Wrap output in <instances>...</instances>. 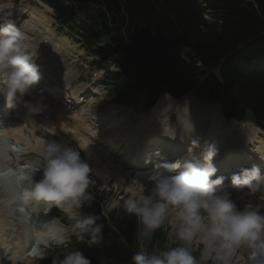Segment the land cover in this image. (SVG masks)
I'll list each match as a JSON object with an SVG mask.
<instances>
[{"label":"clouds","instance_id":"clouds-1","mask_svg":"<svg viewBox=\"0 0 264 264\" xmlns=\"http://www.w3.org/2000/svg\"><path fill=\"white\" fill-rule=\"evenodd\" d=\"M0 8V97L8 107L40 113L46 104L37 93L41 80L38 49L15 25L9 8L3 4ZM178 103V97L164 92L149 115L158 123L162 137L187 139L189 155L199 149L200 158L157 163L122 177V194L109 205L122 207L136 218L141 243L158 230L166 233L163 247L140 248L131 256V264H232V255L239 250H244L247 264H264V173L254 164L233 173L225 186V177L217 176L213 163L218 155L215 143L202 142L195 135L188 108H178ZM38 153L42 163L38 169H29L25 197L62 209L71 221L72 234L89 247L99 245L103 239L99 218L81 215L91 200L90 157L72 143L56 140L42 139ZM154 155L161 154L156 151ZM145 162L150 163L151 157ZM37 170L41 175L35 180ZM121 241L126 243V238L122 236ZM52 264H91V260L75 250L54 258Z\"/></svg>","mask_w":264,"mask_h":264},{"label":"trees","instance_id":"trees-1","mask_svg":"<svg viewBox=\"0 0 264 264\" xmlns=\"http://www.w3.org/2000/svg\"><path fill=\"white\" fill-rule=\"evenodd\" d=\"M43 1L60 23L73 24L88 54L117 62L121 71L112 78L106 73V81L120 101H147L160 90L222 95L229 117L264 126V0ZM132 73L136 85L126 91ZM93 194L96 201L85 205L103 225V239L84 245V254L91 264H131L133 220L111 216L107 222L98 205L102 196Z\"/></svg>","mask_w":264,"mask_h":264},{"label":"bare ground","instance_id":"bare-ground-1","mask_svg":"<svg viewBox=\"0 0 264 264\" xmlns=\"http://www.w3.org/2000/svg\"><path fill=\"white\" fill-rule=\"evenodd\" d=\"M4 6L9 8L15 25L18 28L21 27L25 34V39H27L30 43L41 40V46L37 47L38 57L36 59L41 74V80L37 86V93L45 97L46 107L40 113H29L23 107H8L5 104L3 97H0V140L7 139L9 136L19 137L24 139V141H27L29 144L28 150H35L38 152L40 141L42 139H46L36 136L34 134V131L36 130L33 128L35 125L43 122L46 125H49V128L62 127L64 134L67 135V137H71L72 140H74L85 151V153L90 156L92 161L97 162L109 157L110 160L115 159L116 162L120 163L122 171L125 173L132 172V174H135L136 171L145 170V163L140 162L141 164L139 166H135L131 163V161L136 159V161L139 162L141 151L149 145L150 140L160 143V145L164 146L165 150L172 151L178 149L183 151L184 149V151H187L189 146L187 139H185L184 142H181L179 139L173 141L162 137L158 123L152 119L150 115L146 116L143 114L139 116L137 126L131 128L129 111L127 108L122 106L118 108H106L101 113L98 112L94 119H96L99 123L100 121L104 124L107 123L106 125H108V129L106 128L102 131H93L92 129L94 128L87 123L88 119L86 120V116H83L88 113V110L85 109L86 111L84 112L83 108H81L78 111L74 110V112H71V107L69 106L71 105L77 107L82 103H88V101H91L94 98V95L100 94H97L96 91H86L84 87L73 88L70 92L67 91L66 86L69 85L71 73L69 74L68 72L69 75L64 73L67 69H64L60 61H56L57 56L60 55V51L56 50L60 46L54 44V42L57 43V41L59 44L61 39H53V33L48 30V22L46 19V22L43 20L44 16L42 17L39 15L36 9L32 7L28 9L26 6L17 7L13 6L12 3H7ZM2 10L3 9L0 8V11ZM25 16H27V20H23ZM44 33L50 37L49 42L47 43L43 42V39H45L43 36ZM33 46L36 47L34 44ZM53 61H56V63ZM80 89H83V91L80 92ZM48 91H53L57 94L53 96L49 94ZM87 92L88 96L86 94ZM62 94L64 96H62ZM59 96L64 98L63 102H61V98H58ZM57 98L61 101L57 100ZM190 98L192 97L186 96L180 99L177 107L188 108L189 113L192 114L191 119L195 123V135L201 137L202 142L210 141L215 143L218 149V155L214 159L213 163L216 167L226 168L231 165L230 163L238 164L239 161H243V159H249L248 154H253L254 158L264 163V160L261 159L264 157V139L259 137L256 133H246L240 137L230 136L229 139L231 145L228 144L224 136L221 137L220 135V139L216 140L215 132L203 134L202 125L200 123H196V110H201L204 113L209 111L212 112L214 123L217 125L219 131H221L223 126H219L217 123L219 118L221 119L222 117H219V114L217 113L218 111L214 108L211 109L210 105V108L207 106H199L197 102ZM55 99L58 101V105L53 101ZM189 101H192L197 105L194 106L195 110L190 106ZM63 105H68L67 109H65ZM88 107L91 106L89 105ZM13 116L16 117L14 118L15 120H13ZM45 116L48 117L47 121L43 118ZM114 119L115 121H112ZM106 120L110 121V124H108ZM29 123L32 125L30 130L27 129V124ZM131 125H133V123ZM229 128L233 129V126L225 124V130L223 131H226ZM248 130L255 131L253 127L248 128ZM25 131L29 132L30 135H28ZM209 131H211V128ZM9 151L14 152L15 150L14 148H11ZM195 153L198 154V157H200L199 149H197ZM255 165H258V163L256 162ZM113 172L118 173L116 169H113ZM121 178L122 177L118 179V183L120 185ZM14 190L15 188L10 193L6 192V196H11ZM17 192H21L20 187L17 189ZM3 208L6 207L3 206ZM8 223L9 222H7L5 218L3 219L0 216V245H4L5 243L3 232L6 229V226L11 227L12 222H10V224ZM52 238V236L48 235L44 237L43 240H45V242H49ZM16 244L17 249H14L7 258L2 259L0 264H23L26 262L23 258L24 254H26V250H23V241L21 236L18 238ZM35 251V248H32L30 250V254H35ZM241 255L242 253H240V258H238L236 256V252H234L232 255V264H242L243 258ZM16 258H20L21 261H16Z\"/></svg>","mask_w":264,"mask_h":264},{"label":"rangeland","instance_id":"rangeland-1","mask_svg":"<svg viewBox=\"0 0 264 264\" xmlns=\"http://www.w3.org/2000/svg\"><path fill=\"white\" fill-rule=\"evenodd\" d=\"M7 3H13V5L14 6H17V7L18 6H26L28 9L33 6L32 8L36 9L38 11L39 15H41L42 17L44 16L43 17V20L45 21V19H46V21L48 22V30L51 33H53V35L55 36V38L56 39H61V42L60 43L61 44H64V45H65L66 40H67V45H65L67 47H62V45L58 44V41H57V43L54 42V44L60 46V47H58V49L56 51H60L59 61L62 63L64 69L65 68L67 69V71H64V73H67L68 74V72H69V74H70L71 71H72V73L70 74L71 79L69 81V85L66 86L67 91H70L73 88H79L78 86L82 85L84 87H89L90 88V91H96L99 94L104 93L106 95L105 99L103 100V102L105 103L104 106H100L99 107L98 105L100 103L96 104L94 101L91 102V103L85 102V103H87L86 105H84V106H77V107H71L70 111L71 112H74V110L75 111L76 110L78 111L81 108H83V111L84 112L86 110H88V113L86 115H83V116L84 117L86 116L85 117L86 120L88 119L87 123L89 125H91L92 128H94V129H92L93 131H102L103 129H106V128L108 129V125H99V124H96L95 125V124H93V122H94L93 120H95L94 118L96 117V115L94 117H91L95 113L98 114L97 113L98 111L103 110L105 107H108L111 104L115 103V102H113L111 100L112 98L106 92V89L104 88L103 82L101 81L102 70L100 68L94 66V62L91 61L92 59L89 58L84 53V51L79 47L78 44H76L74 41H72L71 39H69L68 37H66L63 34L60 26L54 21L53 14H52V10L49 9L46 5H44L40 0H1L0 1V4H3V6L5 4H7ZM29 6H31V7H29ZM23 20H27V19L24 17ZM43 36H47V35H45V33H44ZM63 38H65L66 40L63 39ZM64 40H65V42H64ZM38 42H39V44H38ZM40 43H41V40H38L37 42H33L31 44L32 45L34 44L36 47H39V46H41ZM65 48H67V50L63 51V49H65ZM61 51H62V53H61ZM56 61H58L57 58H56ZM56 61H53V62L56 63ZM96 68H98L99 71H100L99 72V75H98L97 78H91L92 77V72ZM50 93L53 96L55 94H57V93H54L53 91H51ZM100 97H102V96H100V95H94V98L95 99H98L99 98V101L102 99ZM58 98L59 99L61 98L62 101L59 100ZM58 98H57V100H59L61 102L64 101V98L62 96L61 97L59 96ZM94 98L92 100H95ZM190 99H193V98H190ZM49 100H50V98H49ZM57 100L55 99L53 101L57 104V102H58ZM193 100L195 102H197V104L199 106H202V107L205 106V105H203L204 102L202 100L197 99V98L196 99H193ZM189 103H190V106L192 108H194V106H197L192 101H189ZM89 105L91 107H88ZM63 107L65 109H67L68 105L67 106L63 105ZM194 110H195V108H194ZM99 113H101V112H99ZM141 115H143V114L138 115V117L141 116ZM191 115L192 114H190V116ZM205 115H208V116L203 117ZM196 116H197L196 117L197 118L196 123L197 124L200 123L202 125L203 134H205V133L208 134V133H211V132H215V138H216V134L221 133V137L224 136L225 140L228 142L229 145H231L230 139H229L230 136L240 137V136H242V135H244L246 133H250V134L256 133L259 137H261V138L264 139V129H261V131H252V130L241 131V130H246V129L250 128V127H253V124L252 123H247V128L241 129V127L239 125L241 122H239V121L236 123V125H237L236 128L238 129L237 130L238 133L236 131H219L218 128H217V125L215 123H214V125H212L211 131H204V127H205V129H208L210 127L211 119L214 120L213 119V113L210 112V111L207 112V113H204L201 110H196ZM138 117L129 116V118L131 120V124L133 123V125L130 124V127L131 128H134V126H137V124H138ZM14 118H16V117L13 116V120H15ZM172 119L175 120V116H173ZM95 121L97 122V120H95ZM42 123L43 122L40 123L41 125L40 124L35 125V127L33 128V129L37 130V131H34V133H35L36 136L44 137L46 140H56L58 142H63V143H72L74 146H76L78 148V150H80L82 152V154H84L83 153L84 150L82 149L83 150L82 151L79 148L80 146H78V144L74 140H72L71 137H69V136L67 137V135L64 134V130L62 129V127H58V129H59V131H58V130H54V129H57L56 127L55 128L54 127L53 128H51V127L49 128V125L47 127V125L45 123H43V124ZM97 123H99V122H97ZM27 126H28L27 129L30 130L32 125L29 123V124H27ZM221 126H223V128L221 130H225V123L221 124ZM49 129H50V131H53L54 130V133L47 132V130H49ZM60 130L62 132V136H64V137L61 136ZM25 132L28 135H30L29 132H27V131H25ZM12 137L9 136L7 138L8 140L7 139L0 140V142H3V143H6L7 142V143H9V148L6 149L5 147H2V152H3L4 156H5V158H8L7 152H9V150L11 148H14L15 151L14 152L12 151V152L15 155H17V153H15L16 151L22 150L20 152H24V151H27L29 149L28 148L29 147V144L27 143L26 140L24 141V139H21L19 137H15V136H12ZM18 138H19V140H18ZM10 139H12L13 141L10 142ZM219 139H220V137L216 138V140H219ZM0 146H3V145L0 144ZM185 152H187V151H185ZM31 158H33L35 160V162L37 164H39V165L42 163V160L39 157L36 158L34 156H31ZM230 164L232 165L233 163H230ZM90 165H91V173L90 174H93V177H97L98 179H100L99 181H100L101 187H104L107 190V192H111V195L107 198V201L103 204V209H104V212L106 213V212H108V211H110L112 209L109 205H110V203H111V201L113 199H116L117 198V195H118L120 189H119V186L118 185L116 186V184H115V177L110 172L109 166H108V164L105 161H102V160H99L97 162L92 161ZM115 165H118V163L115 162ZM6 179H7V181H6ZM6 179H5V182L7 183L8 186H11V189H12V187L13 188H16V184L18 182V179H20V176H19V173H17V174L16 173H11L10 176H9V178H6ZM93 183H94V185H97L98 184L95 180H93ZM13 193H15V190L13 191ZM28 205H31L33 208L35 206L36 208H39L41 210L43 208L42 206H36L31 200H28ZM21 209H23V203L16 204L15 207H13L12 209L3 208V206L0 205V216L3 219L5 218V220L7 222H9L8 224H10V222L13 223V224L11 223V227L9 226V228H11V229L14 228V225L18 221V217L20 216L18 214V211L21 210ZM40 220L41 221L38 223V225L43 226L45 224V220H47V218L46 217H43ZM67 221H68V218L67 217H64V216L51 217V222L53 224H56V227L58 225L61 226L60 227L61 231H64V232H66V233L69 234L70 231H71L70 230V223L67 222ZM17 226H18L19 229L22 228V226L19 223H17ZM30 228H33L35 230L34 232H30L31 238L32 239H35V236L39 234L38 231H39V228L40 227L37 226V225H35V224H32V225H30ZM37 229H38V231H37ZM24 231L25 230L23 229V230L20 231V233H23ZM53 239H54V237L51 240H53ZM74 242H75V240L72 239L71 240V243L73 244ZM61 252L62 251H60L59 248L55 246L54 249L53 250H50L48 254H50V253H58V254H60ZM241 256L243 257V255H241ZM29 264H31V263H29Z\"/></svg>","mask_w":264,"mask_h":264}]
</instances>
